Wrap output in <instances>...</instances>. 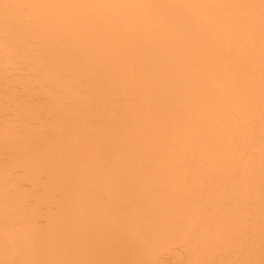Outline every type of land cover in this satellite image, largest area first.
Returning <instances> with one entry per match:
<instances>
[{"label": "bare ground", "instance_id": "6f19581e", "mask_svg": "<svg viewBox=\"0 0 264 264\" xmlns=\"http://www.w3.org/2000/svg\"><path fill=\"white\" fill-rule=\"evenodd\" d=\"M0 264H264V0H0Z\"/></svg>", "mask_w": 264, "mask_h": 264}]
</instances>
